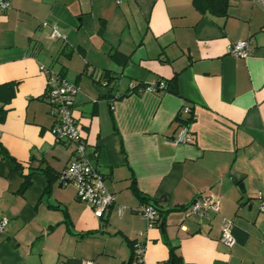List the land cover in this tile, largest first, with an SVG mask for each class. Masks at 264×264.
Instances as JSON below:
<instances>
[{
	"label": "crops",
	"instance_id": "1",
	"mask_svg": "<svg viewBox=\"0 0 264 264\" xmlns=\"http://www.w3.org/2000/svg\"><path fill=\"white\" fill-rule=\"evenodd\" d=\"M247 39L249 57L228 54ZM41 65L79 89L74 116L115 196L102 219L56 178L74 145L52 132ZM173 79L176 92H129ZM184 107L193 141L175 144ZM0 110V264H136L135 241L146 264H172L171 251L174 264H264V8L253 0H231L225 17L193 0H13L0 11ZM208 193L219 214L186 219ZM142 198L160 210L154 227L136 212Z\"/></svg>",
	"mask_w": 264,
	"mask_h": 264
},
{
	"label": "built area",
	"instance_id": "2",
	"mask_svg": "<svg viewBox=\"0 0 264 264\" xmlns=\"http://www.w3.org/2000/svg\"><path fill=\"white\" fill-rule=\"evenodd\" d=\"M13 0H0V11L6 12L12 8ZM118 5L123 0H115ZM256 4L264 8V0H253ZM47 26V23L43 24ZM51 38L54 40L65 41L66 37L56 26H51ZM252 41L247 39L236 42L228 48V54L234 58H247L252 53ZM40 71L46 77L45 98L50 106L51 114L55 118V125L52 132L58 143L74 145V152L66 168L59 174L58 181L62 185H73L76 189L77 199L87 203L93 210L95 217L102 219L110 207L115 202V196L108 192L104 185V176L99 172L96 164L88 152V142L82 134L79 122L74 116L76 97L79 92L76 84L70 82L61 72L49 66H40ZM105 86L109 83L106 81ZM165 89V83L154 82L146 87H137L131 84L130 93H142L144 91L160 92ZM181 116L190 117L191 107H184ZM193 136L190 127L181 126L176 137L173 139L175 144L191 143ZM220 202L213 194L199 195L194 201L184 208L186 219L192 216H207L219 214ZM260 213L264 214V204L259 206ZM136 212L143 217L148 227H154L160 221L158 207L151 204H142ZM9 221L1 216L0 213V234L7 229ZM233 220L223 219L221 229V241L227 246L232 247L235 239L232 235ZM145 247L140 241L134 243V261L136 264H146L144 261ZM58 264H66L60 262ZM82 264H93L91 261H83Z\"/></svg>",
	"mask_w": 264,
	"mask_h": 264
},
{
	"label": "trees",
	"instance_id": "3",
	"mask_svg": "<svg viewBox=\"0 0 264 264\" xmlns=\"http://www.w3.org/2000/svg\"><path fill=\"white\" fill-rule=\"evenodd\" d=\"M230 2H231V0H193V5L196 8V10L198 12H200V14H202V15L209 14L212 16L225 17L228 14ZM118 55L119 54H114L112 57L115 58V60H117V58L119 57ZM127 61H128V57L124 60V63H126ZM137 87H146V85L145 84H139V85H137ZM162 91L176 92L175 80L173 79L169 83L168 82L165 83V89H163ZM0 112L2 113L3 111L0 110ZM194 121H195V118L193 116V111H192V115L190 117H188L187 119L178 118V122L181 124V126L190 127ZM43 171L46 174V176L48 178H50V181H52V178H53L52 172L49 169H45ZM56 178H58V175ZM28 184H29V178L26 179V182H25L23 187L26 188L28 186ZM134 191L137 193V189L135 187H134ZM142 202L144 204H151V205L156 206L155 203L149 201L146 198H142ZM158 210H159V208H158ZM159 212H160V210H159ZM134 243L131 244L132 260H134ZM171 253H172V259L171 260H173L171 262H173L172 264H174L176 261V257L173 254V251H171ZM128 264H131V262Z\"/></svg>",
	"mask_w": 264,
	"mask_h": 264
},
{
	"label": "water",
	"instance_id": "4",
	"mask_svg": "<svg viewBox=\"0 0 264 264\" xmlns=\"http://www.w3.org/2000/svg\"><path fill=\"white\" fill-rule=\"evenodd\" d=\"M102 94H106L108 92V90L106 89H103L102 87H98L97 88ZM162 228H163V225H162Z\"/></svg>",
	"mask_w": 264,
	"mask_h": 264
}]
</instances>
